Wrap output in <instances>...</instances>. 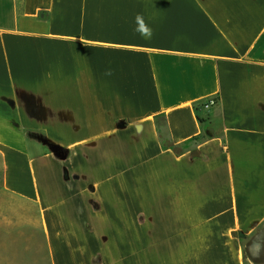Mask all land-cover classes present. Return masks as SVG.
I'll use <instances>...</instances> for the list:
<instances>
[{
  "label": "crops",
  "instance_id": "1",
  "mask_svg": "<svg viewBox=\"0 0 264 264\" xmlns=\"http://www.w3.org/2000/svg\"><path fill=\"white\" fill-rule=\"evenodd\" d=\"M0 186L51 264H264V0H0Z\"/></svg>",
  "mask_w": 264,
  "mask_h": 264
},
{
  "label": "rangeland",
  "instance_id": "2",
  "mask_svg": "<svg viewBox=\"0 0 264 264\" xmlns=\"http://www.w3.org/2000/svg\"><path fill=\"white\" fill-rule=\"evenodd\" d=\"M0 264H51L36 209L1 186Z\"/></svg>",
  "mask_w": 264,
  "mask_h": 264
},
{
  "label": "clouds",
  "instance_id": "3",
  "mask_svg": "<svg viewBox=\"0 0 264 264\" xmlns=\"http://www.w3.org/2000/svg\"><path fill=\"white\" fill-rule=\"evenodd\" d=\"M135 24L136 27L134 29L135 32L139 33V35L144 38L150 40L153 35V30L149 27L148 23L145 21L144 16L142 14H136L135 16ZM106 75H111V70L106 71Z\"/></svg>",
  "mask_w": 264,
  "mask_h": 264
},
{
  "label": "water",
  "instance_id": "4",
  "mask_svg": "<svg viewBox=\"0 0 264 264\" xmlns=\"http://www.w3.org/2000/svg\"><path fill=\"white\" fill-rule=\"evenodd\" d=\"M40 141L42 142V144L46 147H48V149L54 154L55 157L61 159V160H65L67 157L66 151L64 149H62L61 147L51 143L48 139L46 138H40Z\"/></svg>",
  "mask_w": 264,
  "mask_h": 264
},
{
  "label": "built area",
  "instance_id": "5",
  "mask_svg": "<svg viewBox=\"0 0 264 264\" xmlns=\"http://www.w3.org/2000/svg\"><path fill=\"white\" fill-rule=\"evenodd\" d=\"M215 105H216V100H215V99H210V100H208V101L205 103L204 107H205V108H209V107H213V106H215Z\"/></svg>",
  "mask_w": 264,
  "mask_h": 264
}]
</instances>
